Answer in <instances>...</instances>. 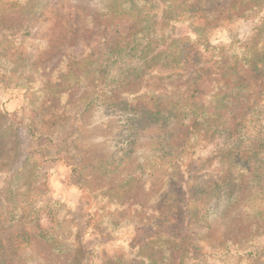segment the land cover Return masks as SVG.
<instances>
[{
    "label": "trees",
    "instance_id": "1",
    "mask_svg": "<svg viewBox=\"0 0 264 264\" xmlns=\"http://www.w3.org/2000/svg\"><path fill=\"white\" fill-rule=\"evenodd\" d=\"M263 4L262 0H103L106 17L113 22L126 21L128 27L123 35L106 40L93 57L91 73L95 88L69 105L65 110L67 119L56 126L47 124L40 107L47 96H68L67 80L77 77L70 64L61 65L60 79H49L37 66L41 56L36 59L20 56L17 61H10L0 53V93L13 94L24 89L29 94L20 113L22 119L28 120L30 138L23 165L13 170L14 161L21 153L19 131L23 125L6 110H0V175H6L5 191L0 198L8 216L2 225L27 223L32 217L38 218L46 205L58 204L51 201L43 188L42 169L63 164L71 168L72 177L80 179L85 170L77 147L81 125L89 111L103 106L107 117L120 130L112 140L116 151L111 159L100 162L96 168L107 173L119 171L122 161L134 153L140 136L148 128L159 127L164 134L151 144L160 156L155 159L156 169H166L165 183L175 188L177 201L182 205L173 214L170 212L172 218L166 226L162 221L145 224L133 216L136 209H143L140 204L111 203L108 197L97 198L98 195L90 193L93 207L84 221L85 234L116 238L121 229L131 226L134 264H172L170 256L176 250L182 253L177 264H185L193 248L191 238L196 241V235L201 232L202 220L196 218L202 210L211 209L221 201L229 206L239 201L238 185L244 175L251 173L253 196L250 198L264 206V133L259 130L255 137L245 141L236 137L238 127L245 125L244 122L259 123L263 129V111L254 92L256 87L264 85V26L254 30L239 54L231 48L214 47L208 41L210 30L244 18L260 10ZM39 7L41 0H0V46L7 41L16 44L30 35L27 26L6 27L5 19ZM56 21L55 25L62 22ZM178 22L192 28L195 37L179 36ZM63 34L56 32L55 26L50 29V37ZM205 75L217 79L207 95L208 101L200 103L199 84ZM124 83L123 94L131 85L137 90L131 89L127 97L132 100L120 101L116 108L110 98ZM259 97L264 100V89ZM129 101L140 105L131 106ZM239 109L246 114L237 117ZM181 133L189 136L180 153L186 155L182 163L172 157L170 150L173 139L177 140ZM203 156L218 163L220 169L214 176L198 173ZM140 159L141 163L128 177L131 181L146 177L144 164L149 158L142 152ZM184 173L189 175L186 177ZM148 174L150 178L155 175ZM199 178L205 179L199 182ZM202 182L205 185L200 187ZM169 193H165V199ZM197 203L200 207H191ZM40 233L44 234L40 238L50 243L56 254L68 253L80 245L71 237ZM166 233L174 236L165 239ZM229 248L226 245L220 250ZM263 249H245L242 256L255 259Z\"/></svg>",
    "mask_w": 264,
    "mask_h": 264
},
{
    "label": "rangeland",
    "instance_id": "2",
    "mask_svg": "<svg viewBox=\"0 0 264 264\" xmlns=\"http://www.w3.org/2000/svg\"><path fill=\"white\" fill-rule=\"evenodd\" d=\"M103 7V0H41V7L37 8L38 10L28 8L4 21L8 28L27 26L30 35L22 37L16 44L7 41L1 45L2 57L17 61L20 56L32 59L41 56L42 59L37 62V66L49 79L61 78L63 73L58 74V72L64 63L70 64L72 72L77 76L67 80L70 89L67 97L47 96L43 99L41 114L47 117V124L50 126L64 122L67 119L66 108L79 99L81 94H88L95 88L91 73L94 58L103 48L106 40L109 41L112 37L126 32L127 22L109 20ZM56 19H60L61 24L55 25L58 23ZM262 25L264 26V4L260 10L244 18L210 30L208 41L214 47L225 50L231 48L239 54L242 52L241 46L249 40L254 30ZM54 26L56 32H64L63 36L50 37V29ZM176 32L182 37H195L192 28L183 22L176 24ZM215 79L209 75L202 77L199 84L202 93L197 98L198 102L208 101L207 95ZM132 86L134 85L128 87L123 94L125 83L122 84L121 90L110 98L111 104L117 108L120 101L132 100L127 97L131 89L137 90ZM261 89H264V85L255 88L254 97L261 103L264 117V100L259 97ZM26 96L29 94L26 95L24 89L13 94L0 93V110H6L23 125L19 131L21 153L14 161L13 170L23 165L29 147L28 120L22 119L20 113ZM129 104L140 105L137 102L133 104L132 101H129ZM243 114L246 113L242 109L237 111V117ZM255 123L244 122L245 125L238 127L236 137H242L241 140L245 141L248 137H255L259 130L264 133V122H262L263 129H260L259 123L258 125ZM80 130L81 137L77 141L78 155L81 164L85 167L80 179L72 177L71 168L63 164L41 170L45 176L43 188L48 192L51 201L58 204L43 207L38 218L32 217L27 223L16 221L8 227L2 225L8 216L7 209L4 208V200L1 201L0 198V264H134L136 254L135 249L131 247L133 227H124L116 238H111L107 234L84 233V221L93 207L90 193L98 195L97 198L108 197L111 203L140 204L143 209H136L133 216L138 217V220L145 224L162 221L166 226L172 218L171 214L182 205L177 201L175 188L168 187L165 183L166 169H156L155 159L158 156L154 151L156 147L152 148L151 144L155 143L158 135L164 134L159 127L148 128L146 133H142L134 147V153L125 158L120 164L119 171L114 173L96 168L100 162L111 159L116 151L112 140L120 130L119 126L107 117L105 107H95L89 111L84 117ZM188 137L187 133H183L177 140L173 139V145L170 147L173 152L172 157L177 158L180 163L184 162L186 157L180 153ZM140 152H144L149 158L144 164L147 174L145 173L144 178L131 181L128 177L141 163ZM199 165L198 173L206 177L214 176L220 169L215 159L209 162L206 156H203ZM150 172L155 173L151 178L148 174ZM188 175L184 173V176ZM250 177L251 173L244 175L243 182L239 183L240 199L236 203L229 206L221 201L211 209L198 211L200 215L196 220H202L201 232L196 235V241L191 238L193 248L186 257L185 264H264V252L259 251L260 254L255 259L242 256L245 249L254 251L256 248L264 247V214L262 213L264 206L261 203L255 204L253 198H250L253 196ZM5 178V174L0 175V194L5 191L3 189ZM205 178H199L197 181H204ZM200 185L203 187L205 184L202 182ZM166 192H170L167 199L164 198ZM191 207L200 206L197 203L191 204ZM40 231L55 236L63 235L65 238L71 237L80 245L72 247L68 253L56 254L52 251L51 244L40 238L44 235ZM164 236L165 239H171L174 235L166 233ZM226 245H230L229 250L221 251L220 249H224ZM215 250L218 251L217 254L211 252ZM159 255L161 257V254ZM181 256V251L176 250L171 254L170 261L172 264H177Z\"/></svg>",
    "mask_w": 264,
    "mask_h": 264
}]
</instances>
